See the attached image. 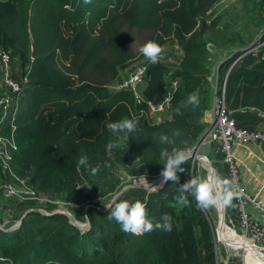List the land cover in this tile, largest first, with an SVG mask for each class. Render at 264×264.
Segmentation results:
<instances>
[{
  "label": "trees",
  "instance_id": "16d2710c",
  "mask_svg": "<svg viewBox=\"0 0 264 264\" xmlns=\"http://www.w3.org/2000/svg\"><path fill=\"white\" fill-rule=\"evenodd\" d=\"M215 1L0 0V45L18 54L23 76L15 112L0 121V134L15 145L4 177L23 179L35 194H72L80 182L94 195L113 192L119 181L114 168L131 164L132 145L128 138L108 152V141L117 136L106 124L129 118L138 121L136 134L152 129L142 110L146 100L162 99L164 67L147 68L145 100L139 101L132 89L110 88L92 80L89 71L113 66L116 55L110 47L126 54L125 25L133 21L137 5L160 42L171 36L183 52L203 51L207 43L201 37L215 23L207 17ZM217 72L218 92L229 109L252 107L264 113V29L250 44L222 57ZM176 73L183 83L202 77ZM189 95L184 86L173 93L171 122L198 131L204 126L198 106L181 107ZM82 155L92 167L99 166L95 175L83 166L77 170ZM196 163L189 157L173 189L142 201L154 224L166 213L172 217L170 232H124L108 218L109 211L78 201L71 215L84 227L55 209L31 210L16 228L0 227V264H218L205 211L191 195L188 205L178 202V188L195 176Z\"/></svg>",
  "mask_w": 264,
  "mask_h": 264
},
{
  "label": "rangeland",
  "instance_id": "374dc122",
  "mask_svg": "<svg viewBox=\"0 0 264 264\" xmlns=\"http://www.w3.org/2000/svg\"><path fill=\"white\" fill-rule=\"evenodd\" d=\"M207 17L209 21L213 20L215 23L201 37L207 43L206 48L203 51L183 52L175 38L171 36H167L162 42L159 41L156 30L146 22L144 12L137 5L133 21L125 25L129 38V42L125 46L126 54L125 52L124 54L119 53L117 46L110 47L116 55L113 66L102 71H89L92 80L105 81L110 88H116L128 77H133L138 70L145 73L148 67L155 65L147 60L139 49L148 41H156L163 49L162 59L156 63L164 67L160 87L166 85L171 78L177 77L176 72L179 70L202 75L201 78L186 83L178 78L173 93L180 86H184L190 94L197 95L199 100L198 109L201 111L199 121H203L204 126L198 131L194 127L174 126L171 122L172 114L170 110L172 96L162 109L146 102L142 113L152 129L141 134H136L134 131L128 133L132 145V162L129 166H115V174L119 177L117 187L113 192L103 196L94 195V192L85 182H80L77 187H81L72 194H30L24 191L21 183L4 178V173L0 168L1 227L5 229L16 228L19 225L21 216L26 215L31 210L60 209L67 210L72 214L70 207L77 206L78 201L81 204L94 202L99 209L110 212L105 204L112 203L114 200L116 202H120V200H128L129 202L140 200L142 202L145 197H157L177 185V183L173 184L169 181L163 188L156 191L151 190V184H158L161 180L160 171L164 167L163 163L159 162L161 150L167 149L171 153L173 148H179L189 152V148L193 145L198 134L215 116L217 103L221 97L218 92V88L221 86L217 72L219 61L222 57L230 55L236 49L245 47L259 37L264 29V0H216L209 9ZM105 51L102 53L103 56H106ZM20 64L17 53L0 45V82L5 74L20 73ZM145 79L146 73L143 86L146 82ZM128 88L133 90L131 86H128ZM134 96L137 101L145 100L135 92ZM176 132L179 135L174 136ZM164 134L173 137L175 143L162 144L159 137ZM208 148L207 144L201 143L197 153H207ZM137 156L139 163L133 164ZM196 161L195 176L207 178L209 171L205 162L203 163L198 159ZM8 183L11 184V188L6 186ZM112 198L114 199L111 201ZM32 199L35 201L32 202ZM226 208L232 216H235L233 208ZM203 210L214 231L219 220L218 206ZM71 218L79 226H85V223L77 221L72 215ZM213 239L218 264H229V262L240 264L244 259L246 261L252 260L249 251H245L241 247L230 248L223 244L221 240L216 239L215 236Z\"/></svg>",
  "mask_w": 264,
  "mask_h": 264
},
{
  "label": "built area",
  "instance_id": "2783aa9c",
  "mask_svg": "<svg viewBox=\"0 0 264 264\" xmlns=\"http://www.w3.org/2000/svg\"><path fill=\"white\" fill-rule=\"evenodd\" d=\"M145 73L142 70H138L133 77H128L116 88L134 87L137 81H144ZM178 80V77H173L163 86V96L160 101L153 103L151 100H146V102L156 105L159 109L165 107V103L170 100ZM22 83V72L18 74L8 73L2 77L0 82V121L6 115H12L15 112L22 92ZM221 97L223 96L221 95ZM221 97L217 103L214 123L202 142L209 146V151L202 154L205 156V161L213 168V178L215 179L216 176V178H227L233 181L234 189L237 192L242 191L243 195L234 198L232 206H230L235 211V216H232L226 207H221L220 209L218 207L219 220L217 227L213 231V238L215 236L216 239L221 240L223 244L230 248H238L232 244V239H222L219 236V230L220 233L222 232V227L219 223L222 222L223 226L225 225L232 229L245 244H248V246L253 247L264 255V200L258 197V193L248 191L239 181L234 156V147L238 141H264V132L256 127H249L240 123L232 115V109H229L224 101H220ZM259 112L261 117L264 118V113ZM10 147H15L12 139L0 134V168L3 173H5L6 169L10 171L8 165ZM202 162L204 163V161ZM12 182L21 183L25 192L35 194L24 185L23 179L17 178L16 181ZM6 186L11 188V184L9 183ZM108 204H111V202ZM241 248L248 251L244 247ZM250 256L251 261L244 259L240 264H260L254 254H250ZM229 264L231 263L229 262Z\"/></svg>",
  "mask_w": 264,
  "mask_h": 264
},
{
  "label": "clouds",
  "instance_id": "9594fccd",
  "mask_svg": "<svg viewBox=\"0 0 264 264\" xmlns=\"http://www.w3.org/2000/svg\"><path fill=\"white\" fill-rule=\"evenodd\" d=\"M85 3H90L91 0H84ZM67 7V6H66ZM140 53L149 60L152 64L160 62L162 59L163 49L156 41H148L140 49ZM199 100L197 95L190 94L186 101L182 103L181 107H187L188 105L198 106ZM180 111V108H177ZM107 129L115 136L116 140H109L106 145V150L111 152L114 148H120L123 146V141L128 139L127 134L135 131L138 127V121L135 119L122 118L115 122H108L106 124ZM124 134V135H120ZM179 135L178 132L174 133V136ZM162 144H174L173 137H169L167 134L159 137ZM190 153L186 150L173 148L169 153L167 149H162L160 154V161L164 167L160 171L161 180L158 184H151V190L156 191L164 187L169 181L176 184L179 180L178 171L183 172L185 169L181 167L182 164L188 162ZM138 156L135 158L133 164H138ZM90 169V174L95 175L99 171V166L92 167L89 164L88 157L86 155L80 156L77 162V170L80 167ZM81 187V186H79ZM77 187V188H79ZM178 202L182 205H188V196L194 197L198 208L208 209L210 207H230L234 198H238L243 195L242 191L237 192L234 189L233 181L227 178H204L192 175V178L188 179L185 183L179 186ZM187 194V195H186ZM147 197H145V200ZM107 209H110L109 219H114L121 225V230L129 232L134 235H142L154 230L160 229L166 232L172 230V217L169 214H164L160 221L155 224L148 218L146 211V204L140 200L135 202H129L128 200H115L111 204H105Z\"/></svg>",
  "mask_w": 264,
  "mask_h": 264
},
{
  "label": "crops",
  "instance_id": "0c3cea01",
  "mask_svg": "<svg viewBox=\"0 0 264 264\" xmlns=\"http://www.w3.org/2000/svg\"><path fill=\"white\" fill-rule=\"evenodd\" d=\"M232 115L240 123L264 132V118L257 109L240 107L233 109ZM234 156L239 181L248 191L258 193V197L264 200V141H238L234 147Z\"/></svg>",
  "mask_w": 264,
  "mask_h": 264
},
{
  "label": "water",
  "instance_id": "95a60500",
  "mask_svg": "<svg viewBox=\"0 0 264 264\" xmlns=\"http://www.w3.org/2000/svg\"><path fill=\"white\" fill-rule=\"evenodd\" d=\"M143 83L144 81L143 80H139L137 81L135 84H134V92L142 99H144V94H143ZM220 101L222 102L223 101V97H221ZM214 120H215V116L211 119V121L207 124L206 127H204V129L201 131V133L198 135V137L196 138V140L194 141L193 145L189 148V152L190 153V158L192 160L194 159H198V160H202L204 162H207L205 161V156L203 154H199L197 153V150H198V147L200 146V144L203 142V140L205 139L207 133L209 132L210 128L212 127L213 123H214ZM208 163V162H207ZM207 170H208V167H207ZM212 172V170L210 171V173ZM212 176H213V172H212ZM55 210H60V209H55ZM63 212H65L67 215L71 216V213L68 212L67 210H61ZM23 216H21L22 218ZM20 218V220H21ZM20 220H19V223H20ZM78 225V224H77ZM1 227V225H0Z\"/></svg>",
  "mask_w": 264,
  "mask_h": 264
},
{
  "label": "bare ground",
  "instance_id": "6f19581e",
  "mask_svg": "<svg viewBox=\"0 0 264 264\" xmlns=\"http://www.w3.org/2000/svg\"><path fill=\"white\" fill-rule=\"evenodd\" d=\"M206 166L208 167V173H209V177L213 178L212 176V172L210 173V171L213 169L212 166L205 162ZM263 188V187H262ZM219 207V206H218ZM221 207H219L220 209ZM222 213V212H221ZM222 227V232L220 233L219 230V236L222 239H232V244L235 247H244L246 248L248 251H250V253L254 254L258 259H260L261 261H264V255L259 253L256 249H254L253 247L248 246V244H245L241 239H239V237L236 235V233L230 229L229 227H226L225 225L223 226V223L220 222L219 223Z\"/></svg>",
  "mask_w": 264,
  "mask_h": 264
}]
</instances>
